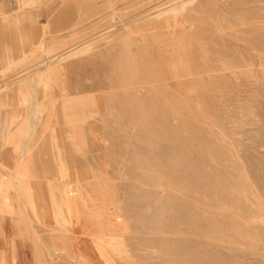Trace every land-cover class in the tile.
Masks as SVG:
<instances>
[{
  "label": "rangeland",
  "instance_id": "rangeland-1",
  "mask_svg": "<svg viewBox=\"0 0 264 264\" xmlns=\"http://www.w3.org/2000/svg\"><path fill=\"white\" fill-rule=\"evenodd\" d=\"M0 78V149L40 146L14 216L52 262L264 264L226 249L264 242V0H0Z\"/></svg>",
  "mask_w": 264,
  "mask_h": 264
},
{
  "label": "crops",
  "instance_id": "crops-1",
  "mask_svg": "<svg viewBox=\"0 0 264 264\" xmlns=\"http://www.w3.org/2000/svg\"><path fill=\"white\" fill-rule=\"evenodd\" d=\"M7 135H9V133ZM10 135H16V132ZM31 140L32 139L27 141L25 146L28 143L30 144ZM19 142L20 149L23 150L21 139ZM38 149L39 147L35 149L32 148V154L34 150L38 151ZM18 153L20 152L17 149L14 150L9 146L6 149H0L1 157L5 162H3V165L7 168L1 170L3 175L0 179V264H64L63 262H52L53 260L47 255L45 247L41 245L35 237L33 238L30 236V234L33 235V230L31 229V231L29 229L27 222H23L22 227H20L19 220L14 216V203H12L11 199H18L19 196H28L31 199L34 196L38 197L39 190L36 193L32 190L40 187L39 181L35 180V178H38L37 174L40 166L37 164L35 166L18 164ZM37 154L38 153H36V155ZM19 166L27 168L28 176L22 181L11 182L12 177H14L11 175L17 172L15 170ZM13 187L16 188V192L12 190ZM78 221L80 225L84 226L80 222V218ZM81 246V241H78L77 244H73V248L77 252H79L78 250H80ZM71 247L69 252H71Z\"/></svg>",
  "mask_w": 264,
  "mask_h": 264
},
{
  "label": "bare ground",
  "instance_id": "bare-ground-1",
  "mask_svg": "<svg viewBox=\"0 0 264 264\" xmlns=\"http://www.w3.org/2000/svg\"><path fill=\"white\" fill-rule=\"evenodd\" d=\"M228 4V3H227ZM2 14V13H1ZM2 16L3 15H1V18H2ZM234 18V17H233ZM18 19V18H17ZM42 37V36H41ZM100 39V38H99ZM99 39H97V40H99ZM40 41H41V38H40ZM88 41H89V39L88 40H85V41H81V42H79V44H76V45H74L73 47H69V48H64L63 50H61L60 52H57V53H59L58 55L57 54H54V55H50V56H45L46 58L45 59H42V61H40L39 62V64L40 65H37V70H36V72H38V69H39V66H41V65H43L45 68H50L51 67V62H52V60H54V59H56V58H58V57H60V56H62L63 58H64V56H66V55H71L72 53H75L77 50H79V49H82L85 45L84 44H86V43H88ZM97 42V41H96ZM89 44H91L90 42H89ZM89 44H87L88 46H89ZM94 45V44H93ZM93 45H91V46H93ZM82 47V48H81ZM90 47V46H89ZM85 49V48H84ZM87 49H88V47H87ZM85 51V50H84ZM83 50H82V52H84ZM87 51V50H86ZM85 51V52H86ZM89 52H91V51H89ZM87 53V52H86ZM85 53V54H86ZM84 54V55H85ZM72 56H74V55H72ZM77 56H78V54H77ZM70 57V56H69ZM61 58V57H60ZM59 58V59H60ZM66 58V57H65ZM68 58V57H67ZM58 59V60H59ZM57 60V61H58ZM62 60V58L60 59V61ZM64 60V59H63ZM55 62H56V60H55ZM9 64V63H8ZM53 65H55L54 63H53ZM9 65H7V67H8ZM42 66V67H43ZM70 67V66H69ZM77 67V66H76ZM51 69V68H50ZM67 69H68V67H64L63 66V68L61 69V70H64L63 72H68L67 71ZM3 70V69H2ZM5 71H6V69H4ZM3 70V71H4ZM4 71V72H5ZM2 72V71H1ZM4 72L2 73V74H4ZM6 72H8V71H6ZM5 75H7V74H5ZM5 75H4V77H5ZM2 77H3V75H1ZM20 78V77H19ZM1 79V78H0ZM27 79V78H26ZM2 80V79H1ZM22 80V79H21ZM20 80V81H21ZM4 81V80H3ZM14 81H15V79H14ZM18 81H19V79H18ZM17 81V82H18ZM27 82H28V79L26 80ZM29 81H30V79H29ZM5 82V81H4ZM3 82V83H4ZM12 82V81H11ZM10 83V82H9ZM5 84V83H4ZM3 84V85H4ZM10 84H12V83H10ZM13 84H15L14 82H13ZM8 86V85H7ZM9 86H12V85H9ZM4 87H5V85H4ZM27 87V86H26ZM31 87V86H30ZM29 87V88H30ZM33 87V86H32ZM1 88V87H0ZM6 89H7V87H6ZM2 90H4V89H2ZM31 90V89H30ZM33 90V89H32ZM32 90H31V92H32ZM1 91V90H0ZM29 93V92H28ZM77 93V91H68V92H66V94H68V99H71V98H69V96L70 97H72L73 96V94H76ZM66 96V95H65ZM67 97V96H66ZM78 97V96H77ZM92 97V96H91ZM34 98V97H33ZM67 98H65V100H66ZM33 102V101H32ZM32 102L30 101V103L32 104ZM36 102V101H35ZM33 105V104H32ZM37 105V104H36ZM28 106H29V104H28ZM34 107V106H33ZM32 107V108H33ZM30 108V107H29ZM54 108V107H53ZM43 109V108H42ZM30 110L31 109H29V113H30ZM90 119H92V118H90ZM90 121V120H89ZM54 128H53V126H51V132H50V135H49V139H47L44 143H43V148L44 149H47V150H49V148H48V141H49V144L50 145H52V143H53V145H55V141L57 140L56 138L58 137V135L57 134H55L54 133ZM68 134V133H67ZM22 144V143H21ZM33 144V143H32ZM29 146H30V144L28 143L25 147V149H28L29 148ZM33 146V145H32ZM38 147V146H37ZM56 147V146H55ZM31 148V147H30ZM35 148V147H34ZM22 149H24L23 148V146H22ZM39 149H40V146H39ZM47 150H46V152H47ZM59 150H60V146H57L56 147V149H54L53 151H56V153H59ZM49 152V151H48ZM44 154V153H43ZM34 154H32V156L31 157H29V158H27V159H21V160H19V162H21L22 163V165H25V166H28V165H30V166H35L37 163H38V161L36 160V158H35V156H33ZM56 156V155H55ZM57 157V164H61V162H60V158H59V155H57L56 156ZM58 158H59V160H58ZM37 161V162H36ZM41 164V163H40ZM38 166H39V164H37ZM45 165V164H44ZM251 184H253V183H251ZM261 186V185H260ZM244 212V214H243V217L245 218V223H248L249 225V228H252V229H254V230H260L261 229V225L259 224V223H257V222H255V219H259V210L257 209V208H254V207H252L251 205H246V204H244L243 205V207L241 208V213H243ZM256 216V217H255ZM256 234H257V232H256ZM250 234H238V235H236V234H233L232 236H228L229 237V244L226 246V249H229L230 247H233V246H239V247H243V248H246L247 250H249L250 252H253V253H255V254H259L260 255V251L262 250L263 252H264V242H262L260 239H257V240H255L254 238H253V236L252 235H250V236H252V237H250L249 236ZM225 251H227V250H225ZM243 251V250H242ZM232 252V251H231ZM262 252V253H263ZM258 257V256H257ZM262 258V257H261ZM263 259V258H262ZM242 260V259H241ZM252 261V260H251ZM250 262V261H249ZM237 264V263H236Z\"/></svg>",
  "mask_w": 264,
  "mask_h": 264
}]
</instances>
